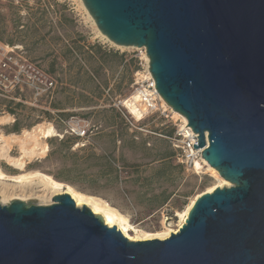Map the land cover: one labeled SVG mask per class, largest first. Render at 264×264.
Listing matches in <instances>:
<instances>
[{
    "label": "water",
    "instance_id": "1",
    "mask_svg": "<svg viewBox=\"0 0 264 264\" xmlns=\"http://www.w3.org/2000/svg\"><path fill=\"white\" fill-rule=\"evenodd\" d=\"M114 46L144 48L156 94L230 186L176 233L130 241L68 194L0 204V264H264V0H81Z\"/></svg>",
    "mask_w": 264,
    "mask_h": 264
},
{
    "label": "rangeland",
    "instance_id": "2",
    "mask_svg": "<svg viewBox=\"0 0 264 264\" xmlns=\"http://www.w3.org/2000/svg\"><path fill=\"white\" fill-rule=\"evenodd\" d=\"M0 43L17 48L0 82L1 205H49L54 196L71 197L69 187L124 216L133 228L128 235L136 238L176 229L178 214L197 195L221 185L217 172L206 168L197 175L179 164L168 119L131 120L121 103L133 94V74L144 56L102 36L81 0H0ZM83 124L85 138L69 132ZM36 127H52L55 136L43 139L32 132ZM34 172L62 186L48 191L37 178L12 182Z\"/></svg>",
    "mask_w": 264,
    "mask_h": 264
},
{
    "label": "built area",
    "instance_id": "3",
    "mask_svg": "<svg viewBox=\"0 0 264 264\" xmlns=\"http://www.w3.org/2000/svg\"><path fill=\"white\" fill-rule=\"evenodd\" d=\"M17 50L16 47L6 46L0 43V82L6 78V74L13 68L12 60L13 53ZM140 55H145V49H134ZM18 65H16L17 67ZM130 98H134L133 104L136 106L137 111L141 115L142 120L150 117H163L168 119L173 125V134L168 138L171 147L176 153V158L186 171L193 172L194 174H202L203 170L207 168V163L201 158L200 153L203 149H193L192 145H197V135L193 133L192 129L187 125V121L180 117L174 118L173 111L165 104L159 94H156L154 82L148 70V61L144 65H140L133 74V94ZM129 99V98H128ZM131 120L138 122L129 110L124 106ZM130 128H134L133 123L128 122ZM69 132L78 139L86 137L88 132V125L70 126ZM198 165L199 169H195ZM171 217L165 216V222L169 221Z\"/></svg>",
    "mask_w": 264,
    "mask_h": 264
},
{
    "label": "bare ground",
    "instance_id": "4",
    "mask_svg": "<svg viewBox=\"0 0 264 264\" xmlns=\"http://www.w3.org/2000/svg\"><path fill=\"white\" fill-rule=\"evenodd\" d=\"M144 60L146 62L148 61L146 56H144ZM133 101H134V98H129V99L123 101V104L129 110L130 114H132L137 121H140L142 119V117L139 114V112L137 111L136 106L133 104ZM173 114L176 117H180L184 120V118L180 114H178L176 112H173ZM32 132H35L36 134L40 133V135L42 136L43 139H47V138H50L52 136H55V131L52 127H49L47 129H42L41 127H36L32 130ZM27 134L29 135V133H27ZM45 150H46V147L44 146L43 153L45 152ZM18 161L16 160L14 165L18 166L19 169H22L24 164L22 162L19 163ZM195 169L196 170L199 169L198 165H195ZM207 169L213 175H215V176L217 175L216 171L213 168H211L210 166H207ZM3 178H4V175L0 171V179H3ZM33 178H37L40 185H42V187L47 189L48 191H52V190L54 191L56 189H59L62 186V183L57 182L56 180L52 179L51 177L43 175V174L38 173V172L13 177L12 182L17 183V184H21V183L26 182L27 180H31ZM220 183H221V185L209 188L205 192L210 193L216 187H218V188L219 187H229V183L227 181L223 180L222 178H220ZM67 190L68 191H66V192L70 193L71 197L74 199L76 207H78V208H81L82 206L87 207L88 209H90V211L94 215L99 216L102 219L103 223L107 227L111 228L112 226H114L125 238H127L130 241H145V240H153V239L164 240V239L168 238V236L170 234L176 233L178 231V229L184 223L190 208L194 204V201L196 200V198L199 197V195H197L190 202V204H188V206L186 207L184 212L182 214H178L179 215V223H178L176 229H165V231L157 233L155 235H145L142 233V235H139L136 238H132L131 236L128 235V231L133 230L132 226L129 224L128 220L124 216L119 214L116 210L110 208L107 204L101 203L100 201H97V200H95L91 197H88L82 193H75L69 187H67ZM1 202L2 203H4V202L8 203L10 201H5V198L3 197L1 199Z\"/></svg>",
    "mask_w": 264,
    "mask_h": 264
},
{
    "label": "trees",
    "instance_id": "5",
    "mask_svg": "<svg viewBox=\"0 0 264 264\" xmlns=\"http://www.w3.org/2000/svg\"><path fill=\"white\" fill-rule=\"evenodd\" d=\"M90 50H96L95 52L96 53H100V52H103L104 54H108V52H106V50L104 49V50H102V47L101 46H92V47H90ZM111 53V52H110ZM109 53V54H110ZM138 68H136L135 69V71L137 70ZM96 71H94V73H95ZM117 117H119V116H117ZM14 131L16 132L17 131V126H16V121L14 122ZM119 124L120 125H123V124H125V122H124V120H122V119H119ZM126 125V124H125ZM172 136V135H171ZM170 136V137H171ZM130 143L132 144V143H134V141L133 140H130Z\"/></svg>",
    "mask_w": 264,
    "mask_h": 264
},
{
    "label": "crops",
    "instance_id": "6",
    "mask_svg": "<svg viewBox=\"0 0 264 264\" xmlns=\"http://www.w3.org/2000/svg\"><path fill=\"white\" fill-rule=\"evenodd\" d=\"M76 145H77V144H76ZM76 145H75V146H76Z\"/></svg>",
    "mask_w": 264,
    "mask_h": 264
}]
</instances>
